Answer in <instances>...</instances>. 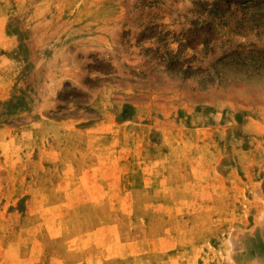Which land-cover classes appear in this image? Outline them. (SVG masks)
Wrapping results in <instances>:
<instances>
[{"label": "rangeland", "instance_id": "rangeland-1", "mask_svg": "<svg viewBox=\"0 0 264 264\" xmlns=\"http://www.w3.org/2000/svg\"><path fill=\"white\" fill-rule=\"evenodd\" d=\"M0 264H264V0H0Z\"/></svg>", "mask_w": 264, "mask_h": 264}]
</instances>
